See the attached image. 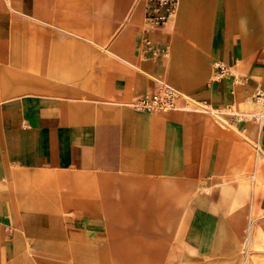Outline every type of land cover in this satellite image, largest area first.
Here are the masks:
<instances>
[{
    "label": "crops",
    "instance_id": "1",
    "mask_svg": "<svg viewBox=\"0 0 264 264\" xmlns=\"http://www.w3.org/2000/svg\"><path fill=\"white\" fill-rule=\"evenodd\" d=\"M179 2L178 23L152 28L148 0H0V264H264V237L251 244L264 236L261 168L249 169L250 151L264 153V0ZM159 80L206 108L135 109ZM248 107L262 118L253 140L229 112ZM220 214L241 242L226 256Z\"/></svg>",
    "mask_w": 264,
    "mask_h": 264
},
{
    "label": "rangeland",
    "instance_id": "2",
    "mask_svg": "<svg viewBox=\"0 0 264 264\" xmlns=\"http://www.w3.org/2000/svg\"><path fill=\"white\" fill-rule=\"evenodd\" d=\"M197 8H204L205 13L207 12V15L209 14V18L212 20L211 21V29L213 26V22L216 19V17H214L213 14V9L211 6L209 5H203V4H198ZM181 9V3L179 2L178 6H177V11L175 13V18L176 21L178 20L179 17V11ZM191 13L195 14L196 13V9L193 10ZM249 8H239V12L237 13V20H238V24H239V30L243 33V36H248V40H250V36L251 34H253L251 32V27H250V23H249ZM253 16L255 19V22H253L252 24V29L255 30L256 26H258L259 24V14L256 10H253ZM212 17H214V19H212ZM178 23V21H177ZM176 23V25H177ZM187 34V33H184ZM188 36L192 37L191 35H189V33L187 34ZM211 33H208V31L205 33V35L203 37H200L199 39L203 40L204 42H210L211 41ZM194 38V37H193ZM194 40H196V37L194 38ZM175 73L177 74V76H179L180 78H183L182 76L179 75L178 71H175ZM159 83H164L165 85H168L172 88H174L175 90H177L178 92H180L182 95H184L186 97V99L188 100L187 104L184 106L186 109H188L187 111H189V109H191L190 111H197V112H202L201 110H204L206 107L203 105H200L198 103H196L191 97H189L187 95V93L183 90V88L179 85H177L175 82L173 81H169V80H159ZM263 94V93H262ZM257 96V95H256ZM134 102V101H133ZM253 106H256L258 104V102L256 101V103H253ZM210 109L211 113H216V110H213L212 108H208ZM227 112V111H226ZM233 114H237L239 119H242L243 117H245L247 119V121H249L251 123V130H252V135H251V140H253V138L256 136V133L259 131V129H257L262 121L261 118V113L256 111V110H251L249 107L244 109L243 111H239L237 109H232L231 111H229ZM264 113V111L262 112ZM255 157H258L256 155V152L252 150L250 151L249 154V169L252 170L254 164H258L259 168H261L258 172V178L257 180L260 181V185H256L255 189L258 192H262L264 190V183H263V178L264 176L262 175V168L264 167V153H260L259 158L256 160ZM262 181V182H261ZM263 183V184H262ZM230 185H232V183H230ZM209 191V190H207ZM217 193V188H214L213 194L216 195ZM208 195L205 192H202V197L200 199V204L201 206H204V208H206L209 204V199L207 198ZM174 201H178L177 198L174 199ZM225 201H228V198H225ZM232 208H227L226 210H231ZM174 211V210H173ZM173 211L171 210L170 212V223L173 222V220L175 219V214L173 213ZM205 220V215L201 212H197L196 216L194 218V222L192 224L191 230H190V236L189 239L193 240L195 239V237L198 235L200 229H199V225L200 222H203ZM219 228L216 231V244H217V254L219 255H230L232 253H234L235 251L241 249V242L240 240H238L235 237V234H233V231L230 229H225L226 227V214H220L219 215ZM172 232V230L170 231ZM255 232V234H254ZM175 233V230H174ZM254 236L251 237V244L252 247L257 248L259 247L258 245V239L263 238V233L261 231H253ZM171 242L173 241V237H171ZM264 242V240L262 241ZM91 252V249H89ZM246 250L243 249V252ZM82 264H179V263H174V262H160V261H148V262H130V261H87V262H82ZM181 264H192L189 262H184ZM219 264H225V263H219Z\"/></svg>",
    "mask_w": 264,
    "mask_h": 264
},
{
    "label": "built area",
    "instance_id": "3",
    "mask_svg": "<svg viewBox=\"0 0 264 264\" xmlns=\"http://www.w3.org/2000/svg\"><path fill=\"white\" fill-rule=\"evenodd\" d=\"M180 0H148L145 9V22L150 27H159L166 24L174 15ZM151 46L150 42L145 39L143 41L142 49L146 50ZM220 74L225 73L223 67H219ZM262 98L264 100V94L258 93L255 99ZM185 99V97L177 94L169 86H160L157 91L147 94L138 98L133 107L142 112L152 113H166L170 111L183 110V105L179 103V100ZM188 102V100H187ZM187 102L185 104H187ZM264 118V113H263Z\"/></svg>",
    "mask_w": 264,
    "mask_h": 264
},
{
    "label": "bare ground",
    "instance_id": "4",
    "mask_svg": "<svg viewBox=\"0 0 264 264\" xmlns=\"http://www.w3.org/2000/svg\"><path fill=\"white\" fill-rule=\"evenodd\" d=\"M177 10V9H176ZM175 13H176V11H175ZM175 13H174V15H173V17L175 16ZM159 84H162V85H160V86H164L165 84L164 83H159ZM159 86V87H160ZM166 86H168V85H166ZM170 87V86H169ZM172 88V87H171ZM177 94H179L180 96H183V97H185L184 95H182L180 92H178L177 90H175L174 88H172ZM158 90V89H157ZM186 98V97H185ZM257 100L258 101H260L263 105H264V100L262 99V98H257ZM184 109V108H183ZM262 118H263V116H262Z\"/></svg>",
    "mask_w": 264,
    "mask_h": 264
}]
</instances>
